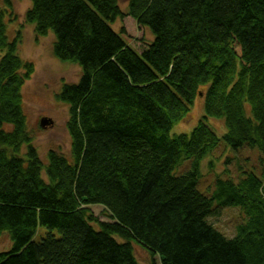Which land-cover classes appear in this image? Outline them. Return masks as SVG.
I'll use <instances>...</instances> for the list:
<instances>
[{"label":"trees","instance_id":"obj_1","mask_svg":"<svg viewBox=\"0 0 264 264\" xmlns=\"http://www.w3.org/2000/svg\"><path fill=\"white\" fill-rule=\"evenodd\" d=\"M30 2L25 21L35 38L52 33L53 56L81 76L56 96L68 107L69 159L49 151L44 164L22 111L34 66L17 54L21 31L8 42L13 5L4 0L0 236L9 234L12 249L0 264H138L136 243L160 264H264L261 177L217 175L209 197L197 191L200 164L221 142L257 149L264 161V0H128L127 17L154 36L141 54L111 27L125 17L118 0ZM199 98L202 120L171 136ZM210 118L224 120L221 137ZM187 161L190 170L175 176ZM227 207L244 218L231 239L207 221ZM38 227L50 233L34 243Z\"/></svg>","mask_w":264,"mask_h":264},{"label":"rangeland","instance_id":"obj_2","mask_svg":"<svg viewBox=\"0 0 264 264\" xmlns=\"http://www.w3.org/2000/svg\"><path fill=\"white\" fill-rule=\"evenodd\" d=\"M12 10L7 9L5 18L7 39L11 43L17 32L21 31L22 42L18 45V56L24 61L32 63L34 73L22 88V111L26 118V129L32 138V145L37 151L40 160L47 163V153L56 151L69 159L70 138L65 124L68 120V107L58 101L56 96L61 92L63 85L76 84L81 76L79 66L57 60L52 54L54 36L49 33L47 37L36 39L34 25L25 21V13L31 8L30 0H10ZM119 9L125 17L118 19L111 27L119 33L121 29L133 39L132 49L141 54L153 41L154 36L148 27L138 26L135 21L127 17L128 0H118ZM0 8H7L4 0H0ZM5 52L0 51V59ZM203 98L196 100L190 108L188 116L176 124L170 135H189L204 116ZM246 115L251 116L250 108L245 105ZM42 118L49 119L53 124L51 128L42 129L39 122ZM209 125L218 137L226 132L223 119H207ZM24 151V150H23ZM263 155L257 149L243 147L237 151L227 147L222 142L219 147L200 164L201 179L197 191L205 197L210 196L217 175L230 177L235 183L244 179L249 174L261 177L264 184V161L260 163ZM191 162H184L176 169L175 176H180L190 170ZM263 174V176H262ZM91 213L100 222H109L107 212L100 206L89 207ZM208 223L224 237L231 239L236 236V227L244 221L239 208L227 207L219 211V215L208 218ZM50 231L38 227L33 238L34 243H39ZM56 238V231L51 232ZM135 257L138 264H160L157 257L151 258L150 253L139 244H133ZM12 249V242L7 232L0 236V253H7Z\"/></svg>","mask_w":264,"mask_h":264},{"label":"water","instance_id":"obj_3","mask_svg":"<svg viewBox=\"0 0 264 264\" xmlns=\"http://www.w3.org/2000/svg\"><path fill=\"white\" fill-rule=\"evenodd\" d=\"M52 124L53 123L49 119H46V118H42L39 122V125L42 129L52 127Z\"/></svg>","mask_w":264,"mask_h":264}]
</instances>
